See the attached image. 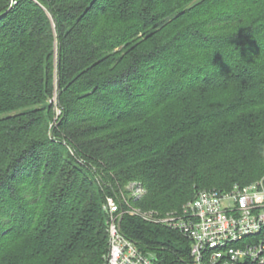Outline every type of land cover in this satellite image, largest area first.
<instances>
[{
	"label": "trees",
	"instance_id": "trees-1",
	"mask_svg": "<svg viewBox=\"0 0 264 264\" xmlns=\"http://www.w3.org/2000/svg\"><path fill=\"white\" fill-rule=\"evenodd\" d=\"M12 1L0 264H105L106 200L134 201L136 179L140 206L164 214L264 177V0ZM141 220L122 216L128 239L157 264H190L186 238Z\"/></svg>",
	"mask_w": 264,
	"mask_h": 264
},
{
	"label": "built area",
	"instance_id": "built-area-1",
	"mask_svg": "<svg viewBox=\"0 0 264 264\" xmlns=\"http://www.w3.org/2000/svg\"><path fill=\"white\" fill-rule=\"evenodd\" d=\"M121 202L128 203L123 197ZM121 202L107 198L105 203V264H157L123 234L125 213L179 232L189 242L190 264H264V177L227 190H201L180 209L164 214L124 209Z\"/></svg>",
	"mask_w": 264,
	"mask_h": 264
},
{
	"label": "rangeland",
	"instance_id": "rangeland-1",
	"mask_svg": "<svg viewBox=\"0 0 264 264\" xmlns=\"http://www.w3.org/2000/svg\"><path fill=\"white\" fill-rule=\"evenodd\" d=\"M12 3H13V1L11 0V4ZM158 123H159V121H156L155 124L158 125ZM224 154H226V152H224ZM209 158L211 160L215 159V157H213V156H211ZM141 181H142L141 179H136V180L130 181L129 183H127L126 186H124V190L127 191V199L131 198V199L134 200L132 202H129L127 200L128 203H126L125 207H126V209L135 210V211H139V212L152 211V210H149V209L147 210V209L142 208L140 206V204H139L142 201V199H144V197H145V195L147 193V189L144 187V185L142 184ZM121 193H123V192H121ZM120 196H121V194H120ZM141 221H144V220H141ZM147 223H149V222H147ZM149 224L155 225V224H153L151 222ZM160 240L162 241V239H160ZM173 244L176 247H178V246L181 247V245H179L177 242H174ZM182 247L183 248L184 247L187 248V247H189V244H186L185 246H182ZM148 254H150L151 256L155 257V253L153 251H149Z\"/></svg>",
	"mask_w": 264,
	"mask_h": 264
},
{
	"label": "water",
	"instance_id": "water-1",
	"mask_svg": "<svg viewBox=\"0 0 264 264\" xmlns=\"http://www.w3.org/2000/svg\"><path fill=\"white\" fill-rule=\"evenodd\" d=\"M58 76V74H57ZM55 101L58 104L59 103V82L56 81V88H55Z\"/></svg>",
	"mask_w": 264,
	"mask_h": 264
}]
</instances>
